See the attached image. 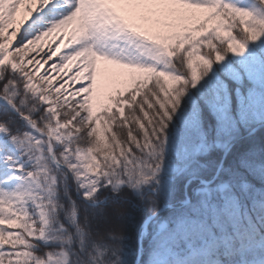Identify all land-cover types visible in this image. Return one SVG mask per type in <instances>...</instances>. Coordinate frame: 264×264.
Returning <instances> with one entry per match:
<instances>
[{
    "label": "snow or ice",
    "instance_id": "snow-or-ice-1",
    "mask_svg": "<svg viewBox=\"0 0 264 264\" xmlns=\"http://www.w3.org/2000/svg\"><path fill=\"white\" fill-rule=\"evenodd\" d=\"M0 264H264V0H0Z\"/></svg>",
    "mask_w": 264,
    "mask_h": 264
},
{
    "label": "rangeland",
    "instance_id": "rangeland-1",
    "mask_svg": "<svg viewBox=\"0 0 264 264\" xmlns=\"http://www.w3.org/2000/svg\"><path fill=\"white\" fill-rule=\"evenodd\" d=\"M24 7H25V5H21V13L18 15V19L23 18V16H24V12H23Z\"/></svg>",
    "mask_w": 264,
    "mask_h": 264
}]
</instances>
